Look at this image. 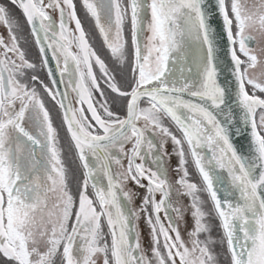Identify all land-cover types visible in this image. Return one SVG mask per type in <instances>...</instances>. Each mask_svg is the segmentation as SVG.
Returning <instances> with one entry per match:
<instances>
[{
	"label": "snow or ice",
	"instance_id": "obj_1",
	"mask_svg": "<svg viewBox=\"0 0 264 264\" xmlns=\"http://www.w3.org/2000/svg\"><path fill=\"white\" fill-rule=\"evenodd\" d=\"M9 2L22 12L38 48L39 65L27 58L18 22L0 5V24L7 29V36H0L4 264H216L209 218L219 221L229 264H264V64L252 47V42H264V0H253L251 6L248 0H81L111 61L124 73L126 88L90 43L74 0ZM50 12L58 13V23ZM216 19L230 59L228 86L218 82L223 69ZM69 21L75 23L71 33ZM49 51L60 71L59 83L69 74L64 92L49 67ZM259 51L264 53V46ZM38 66L48 69L51 87L37 75ZM37 84L62 110L83 170L76 193L69 186L57 129ZM68 88L80 107L73 106ZM107 90L126 101L123 117L111 110ZM96 93L100 100L94 98ZM233 105L240 109V122L251 128L249 155H241L229 136ZM25 119L30 127L24 126ZM165 119L174 123L179 135L165 126ZM149 132L160 135L159 145ZM169 141L171 153L165 149ZM126 144H131L127 151ZM173 154L178 158L175 183L169 180L165 162ZM189 157L202 185L189 178ZM113 163L123 171L114 174ZM204 192L211 201L207 211ZM183 196L190 199V207L180 205ZM141 219L149 227L147 250L138 230ZM204 234L208 237L202 240Z\"/></svg>",
	"mask_w": 264,
	"mask_h": 264
},
{
	"label": "rangeland",
	"instance_id": "obj_2",
	"mask_svg": "<svg viewBox=\"0 0 264 264\" xmlns=\"http://www.w3.org/2000/svg\"><path fill=\"white\" fill-rule=\"evenodd\" d=\"M74 3L76 4L77 16L81 20L82 27L84 28L85 33L87 34V37L89 38V41L92 44L93 48L102 56V58H104L109 63L110 68H115L116 69L115 71H117L119 74L124 76V73L122 71H120V70L118 71L119 66L115 65L114 62L111 61L110 53H108L107 49L103 47L102 38L100 37V35H98L99 33L97 34V32H96V30L92 24V21L83 11V6H82L81 0H74ZM0 5L6 6L9 9L10 15L12 16V18L18 22V24H19L18 35L20 36V34H22L21 29H23V28L25 29V26H24L25 22H24L22 16L18 14L19 11L16 10L14 8V6L10 4L9 0H0ZM50 14L53 16V18L58 23V13L50 12ZM93 21H94V19H93ZM94 25H95V21H94ZM68 28L70 30V33L72 31H74L75 23L72 21H69L68 22ZM125 35L128 38L129 43H130V40H131L130 24L125 25ZM0 36H5V37L7 36V29L2 24H0ZM146 36H147V32H145V37ZM21 47L26 51L27 58L30 61H33V58L31 57L29 51L27 50V46H26L25 42L23 43L21 41ZM71 50H73V51L76 50L74 45H73ZM261 54L264 55V53H261ZM260 59H261L262 64H264V61H263L264 57L261 56ZM40 70L41 69L38 66L37 75L40 77L41 80L44 81L45 84H47L48 82H47L46 76L45 77L43 76L44 71H42L43 72V74H42V72ZM95 71H96V74L99 76V69L96 68ZM257 71H260V69L258 68ZM30 77H31V72H29V76H28V82L29 83H30ZM121 82L123 83L122 87L126 88L127 85H126L125 77H121ZM101 85H102V87L104 86L103 82H101ZM36 87H37V90L39 92L41 99L44 102L45 108L49 111V115H50V118L53 122V126L57 129L59 146L62 150V159H63L64 166L66 167L67 173H68V183H69V186H70L72 192L76 193L78 185L82 181L81 166L78 164L77 159L75 158V155H74L75 152L72 149L71 142L69 141V139L67 137V134H66V131L64 129L63 122L61 119L60 111L58 110L56 102L51 99V97L44 91V89L41 85L37 84ZM70 90L72 91L71 88H70ZM72 93H73V97H74V107H77V104L75 102L76 95L74 92H72ZM105 94L108 96V104H109L111 110L118 113L121 117H123L125 114V108L124 107H125L126 101L120 98L121 99L120 104L123 103V108L121 109V107L118 105L119 100L116 98V94L111 93L110 90H107ZM94 98L96 100L101 99L99 93H96ZM115 102L117 103V105L115 104ZM143 106L144 105L141 104V107H143ZM18 107H19V105L17 104V108ZM164 124H165V126L170 127V129L174 133L177 134V132L168 123V121L166 119L164 120ZM24 126L30 127V122L27 119H25V121H24ZM147 135L149 138H151L153 140V142L155 144H157V145L160 144L161 137L158 133L153 135L151 132H149V133H147ZM129 148H131V144H126L125 150L127 151V149H129ZM143 148H144V152L147 153V151H148L147 143L144 144ZM165 149L169 153L172 152V144L170 141L165 145ZM117 155H122V154L117 152ZM136 162L140 163L141 161L137 158ZM165 162H166V167L169 170V180L172 181L173 183H175V180L177 179V173L175 172V168H176V165L178 163V158L173 154L170 157H165ZM122 163L126 168L127 167V158L126 157L122 158ZM146 165L151 166V160H147ZM113 169H114L115 173H119V172L123 171V169H121L120 166L116 165L115 163H113ZM188 170H189L190 180L200 184V181H198L199 179L196 177V174L192 170L190 161L188 163ZM127 188L135 189V185L128 184ZM89 190L91 191L90 188H89ZM125 190H127V189H125ZM138 191L142 192L143 190H138ZM201 197L203 200L206 201L204 207H205V210L207 211L210 208V205H209L207 198H206L204 193H201ZM157 199H159V194H157ZM179 203L182 207H185V208L190 207V199L186 196L181 197L179 200ZM138 204H139V200H136L135 205H138ZM135 205H133V206H135ZM170 214H171L173 220H175L176 219L175 213H170ZM160 215H161V219L163 220L164 224L167 225L168 221L166 219H164V213L161 212ZM185 219L187 220L188 227L190 228L192 225L190 213H186ZM138 223H139V229L138 230L140 232L141 243H142L143 248L145 250H147L149 243H150L149 227L143 221V219H141ZM208 223L210 226V238H211V240L214 241V243L211 245V247H212L214 255L216 256V264H229V258L226 257V255H225V252H226L225 245L221 244L222 234L219 231L216 219L215 218H209ZM180 230H181V233L183 235L185 232L184 225H181ZM104 232L105 233L108 232V228L106 225L104 227ZM207 237H208V234H204L201 236V239L203 240ZM185 239H187L186 236H185ZM107 240H108V243L110 244L111 238H109V236L107 237ZM0 264H4L2 258H0ZM58 264H59V262H58Z\"/></svg>",
	"mask_w": 264,
	"mask_h": 264
},
{
	"label": "water",
	"instance_id": "obj_3",
	"mask_svg": "<svg viewBox=\"0 0 264 264\" xmlns=\"http://www.w3.org/2000/svg\"><path fill=\"white\" fill-rule=\"evenodd\" d=\"M20 13L22 15L21 11H20ZM22 17H23V15H22ZM220 23L221 22L219 21V19H216V20L213 21L214 27L216 28V31H217V40H216V42H217V47L219 49L218 55H219L220 60L222 62L221 63V67L223 69V71L219 75L218 82L222 86H228V81L231 80V77L229 76L228 71H227V66L230 65V59L228 57H226V55H225L226 38L224 37V35H223L222 31H221ZM27 27H28V25H27ZM28 30H29V33L31 35L29 27H28ZM31 37H32V35H31ZM32 40H33V43H34V38L33 37H32ZM34 46H35V48L37 50V53L39 55L38 48L35 45V43H34ZM47 59H48V62H49V67L51 68V70H52V72L54 74V77H55L56 81L59 84V89L58 90L60 92H64L65 91L64 84H66L68 82L69 74L66 73L67 82H65V76H64V83L60 84L59 83L60 80H61L60 71L57 69V64H56V61L53 59V54H52L51 51L48 52ZM59 66H60L59 69L60 68L61 69L64 68L63 56L60 57V65ZM43 70H44V72L46 74V78L48 79V82H49V84L51 86V80L48 77V69L47 68H43ZM232 87L234 88V82L232 84ZM69 98H70V101H71V96L70 95H69ZM184 98L192 100V102H194V103H200V101L197 98H194V97H189V96L185 95ZM231 103H232V101L229 100V104H231ZM58 107H59V105H58ZM84 108H85V110L87 109V105L86 104H85ZM59 110H60L61 117H62V122H63V113H62V110L60 108H59ZM125 114H126V107H125ZM232 114H233V117H234L233 123L231 125H228L229 136H230L231 142L237 148L238 152H240L241 155H249V146H250V135L249 134H250L251 128H250V126L249 127H245L240 122V120H239L240 109L235 107V105L232 106ZM87 115L90 117V113H87ZM219 118L222 121L224 120L223 116H220ZM64 128L66 130L65 126H64ZM237 128L240 129L239 134L236 131ZM203 151H204L205 155H207L208 157H211L212 153L209 152L207 148H205ZM112 171L115 174L114 169H113V164H112ZM222 174L226 175V173H222ZM100 176H101L102 183L104 185H106L107 181H106V179L103 178L102 173H100ZM219 195L221 196V198H223L224 192L220 191Z\"/></svg>",
	"mask_w": 264,
	"mask_h": 264
},
{
	"label": "trees",
	"instance_id": "obj_4",
	"mask_svg": "<svg viewBox=\"0 0 264 264\" xmlns=\"http://www.w3.org/2000/svg\"><path fill=\"white\" fill-rule=\"evenodd\" d=\"M14 8L17 10V8L14 6ZM83 11L85 12V14H86V11L83 9ZM18 14L20 15V13L18 12ZM87 15V14H86ZM88 16V15H87ZM89 18H90V20L92 21V24H93V26H94V28H95V30H96V32H97V34L99 33L98 32V30L96 29V27H95V25H94V21H93V19L90 17V16H88ZM24 23V22H23ZM24 26H25V29L23 28V29H21V31H22V34H20V41H22L23 43L25 42L26 43V46H27V50L29 51V53H30V55H31V57L33 58V61H35V62H37L38 63V65H39V56H38V53H37V51H36V48H35V46H34V44H33V41H32V38L30 37V35H29V32H28V30H27V27H26V25L24 24ZM99 35V34H98ZM40 68V67H39ZM41 70V72L43 71V68H40ZM119 69V68H118ZM42 74H43V72H42ZM43 76L45 77V75L43 74ZM48 84V83H47ZM49 85V84H48ZM118 100H119V106L121 107V108H123V103H121L120 104V98H117ZM125 102V101H124ZM115 104L117 105V103L115 102ZM167 121H168V123L169 124H171L170 123V121L168 120V119H166ZM174 129H176L174 126H172ZM74 155H75V153H74ZM75 158H76V155H75ZM190 158V157H189ZM77 159V158H76ZM190 160V159H189ZM77 162H78V164L80 165V162H79V160L77 159ZM190 164H191V167H192V170H193V172L196 174V177L199 179V176L197 175V173H196V171H195V168L193 167V164L191 163V161H190ZM81 166V165H80ZM82 167H81V173H82ZM199 181V180H198ZM91 189V188H90ZM109 238H110V236H109Z\"/></svg>",
	"mask_w": 264,
	"mask_h": 264
},
{
	"label": "flooded vegetation",
	"instance_id": "obj_5",
	"mask_svg": "<svg viewBox=\"0 0 264 264\" xmlns=\"http://www.w3.org/2000/svg\"><path fill=\"white\" fill-rule=\"evenodd\" d=\"M253 0H248V5L251 6ZM264 46V42H262L261 44H257L256 42H252V47L256 50V54L259 56V57H264V55L261 54V52L259 51V48ZM264 61V60H263ZM119 71V69H118ZM114 75L116 76L117 78V81L121 84V87H122V82H121V77H124L123 75L119 74L117 71H114ZM115 105V104H114ZM119 105V103H118ZM122 109V108H121Z\"/></svg>",
	"mask_w": 264,
	"mask_h": 264
},
{
	"label": "bare ground",
	"instance_id": "obj_6",
	"mask_svg": "<svg viewBox=\"0 0 264 264\" xmlns=\"http://www.w3.org/2000/svg\"><path fill=\"white\" fill-rule=\"evenodd\" d=\"M68 94L71 96V101H72V104L74 106V97H73V93L72 91L70 90V88H68ZM77 98V97H76ZM76 98H75V102H76ZM77 104V103H76ZM80 107L78 104H77V108Z\"/></svg>",
	"mask_w": 264,
	"mask_h": 264
}]
</instances>
